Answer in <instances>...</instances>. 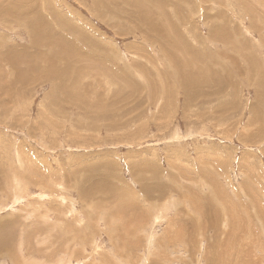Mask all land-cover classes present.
Instances as JSON below:
<instances>
[{
	"label": "rangeland",
	"instance_id": "rangeland-1",
	"mask_svg": "<svg viewBox=\"0 0 264 264\" xmlns=\"http://www.w3.org/2000/svg\"><path fill=\"white\" fill-rule=\"evenodd\" d=\"M263 8L0 0V264H264Z\"/></svg>",
	"mask_w": 264,
	"mask_h": 264
},
{
	"label": "bare ground",
	"instance_id": "bare-ground-1",
	"mask_svg": "<svg viewBox=\"0 0 264 264\" xmlns=\"http://www.w3.org/2000/svg\"><path fill=\"white\" fill-rule=\"evenodd\" d=\"M255 8V7H254ZM264 9V8H263ZM147 16V15H146ZM144 16H142V18H143ZM145 18V17H144ZM147 24V23H146ZM156 29V28H155ZM18 161H19V158H18ZM14 178H13V180H14V182H15V186H16V188L18 189V190H20L21 191V193H25V190H26V182L25 181H23L22 179H20V178H18V177H16L15 175L13 176ZM25 196V195H24ZM23 196V197H24ZM46 197V196H45ZM203 197V196H202ZM14 198V197H13ZM19 198V197H18ZM200 199V198H199ZM18 201H19V199H18ZM171 209V208H170ZM3 210V209H2ZM160 214V213H159ZM161 215H162V213H161ZM164 217H165V215H163ZM159 218V217H158ZM157 219V218H156ZM161 219V218H160ZM159 219V220H160ZM229 221V220H228ZM233 224V223H232ZM170 230V229H169ZM168 231V230H167ZM172 231V230H171ZM171 233V232H170ZM169 234V233H168ZM235 234V233H234ZM175 235V234H174ZM174 235H173V237H174ZM151 237V236H150ZM169 239V238H168ZM170 239H171V237H170ZM154 246V245H153ZM152 247V246H151ZM51 248V247H50ZM54 247H52V249H53ZM64 248V247H63ZM20 249V248H19ZM67 249V248H66ZM148 250H150L149 248H148ZM62 251V250H61ZM20 252V250H18V254H21V253H19ZM66 252V251H65ZM72 252V251H71ZM62 253V252H61ZM68 253V252H67ZM72 254V253H71ZM104 254V253H103ZM16 255V254H15ZM61 255H63V254H61ZM105 255V254H104ZM20 256V255H19ZM64 256V255H63ZM69 256V255H68ZM72 256V255H71ZM106 256V255H105ZM14 257V258H13ZM11 256V261H15L16 259H18V260H20L19 259V257H17V255L16 256ZM21 257V256H20ZM53 257H55V256H53ZM62 257V256H61ZM22 258V257H21ZM56 258H59V257H55V260H56ZM64 259H65V257H63ZM62 258V259H63ZM66 258H69L70 259V257H67L66 256ZM53 259V258H52ZM60 259V258H59ZM61 259V260H62ZM74 259V258H73ZM17 260V262H19ZM68 260V259H67ZM71 260H72V258H71ZM21 261V260H20ZM22 261H24V260H22ZM52 261H54V260H52ZM64 261V260H63ZM70 261V260H69ZM17 262H15V263H17ZM29 262V261H28ZM65 262V261H64ZM63 262V263H64ZM23 263V262H22ZM25 263V262H24ZM23 263V264H24ZM55 263H57V261L55 262ZM61 261H58V263L57 264H63ZM67 263H68V261H67ZM66 263V264H67ZM18 264H20V263H18ZM27 264V263H26ZM32 264V263H31ZM69 264V263H68ZM78 264V263H77Z\"/></svg>",
	"mask_w": 264,
	"mask_h": 264
}]
</instances>
